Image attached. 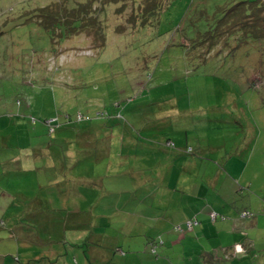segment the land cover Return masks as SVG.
I'll list each match as a JSON object with an SVG mask.
<instances>
[{
	"label": "rangeland",
	"instance_id": "374dc122",
	"mask_svg": "<svg viewBox=\"0 0 264 264\" xmlns=\"http://www.w3.org/2000/svg\"><path fill=\"white\" fill-rule=\"evenodd\" d=\"M53 1L0 0V264H196L212 224L264 264V43L207 56L198 0H171L135 28L106 6L100 50L24 14ZM17 209L49 216L42 245L12 236Z\"/></svg>",
	"mask_w": 264,
	"mask_h": 264
},
{
	"label": "trees",
	"instance_id": "16d2710c",
	"mask_svg": "<svg viewBox=\"0 0 264 264\" xmlns=\"http://www.w3.org/2000/svg\"><path fill=\"white\" fill-rule=\"evenodd\" d=\"M168 2L171 0H55L46 6L27 9L24 14H27L28 19H37V22L51 33L53 40L85 35L90 39L92 46L101 50L107 40V27L102 18L106 6L117 5L118 13L126 15L125 23L135 28L138 22H156ZM197 2L196 12L189 20L190 31L187 39L191 41V45H202L203 53L207 56L209 53L218 54L226 50L232 42L235 44L234 49L249 43L263 45L264 0H198L195 3ZM126 28L128 26L124 24L119 25L116 31L122 32ZM80 118L83 119V116ZM16 202L14 199L10 206ZM21 211L22 209H17L20 214H17L19 217L16 224L20 227H33L32 222L35 220L43 224L49 222L48 215V219L41 222V215L38 213L24 210L25 214H22ZM249 213L247 216H241L251 217L253 214ZM217 216L218 213H211L213 221ZM26 219L28 223L24 221ZM191 220L197 222L192 227L200 223L198 218Z\"/></svg>",
	"mask_w": 264,
	"mask_h": 264
},
{
	"label": "crops",
	"instance_id": "0c3cea01",
	"mask_svg": "<svg viewBox=\"0 0 264 264\" xmlns=\"http://www.w3.org/2000/svg\"><path fill=\"white\" fill-rule=\"evenodd\" d=\"M15 200H17V199H15ZM17 202H19V201H17ZM17 207H19V206H17ZM26 212H27V210H26ZM30 212L38 213V215H40L39 211H37V210H30ZM211 213H210V215H211ZM219 216H220V214H218L216 220L218 218H222V217H219ZM222 219H224V218H222ZM3 222L5 223V221H3ZM5 224H7V223H5ZM32 224L35 227L34 226L33 227L29 226V228L20 227V229H21L20 235L16 236V234H14L12 236L13 237H18V239H22V241L25 240L26 242L40 243V245H42L43 240L40 237V230L42 228H45L47 225L53 224V223L52 222H48L47 224H43V223H39L38 220H35L34 222H32ZM200 224L201 223H199L195 227H198ZM219 225L217 226V225H213L212 224V225L206 226V229H203L201 227L199 230H196V235L199 238L203 237V236H208V238L210 239V242L207 244V246H203L202 247V248H204L203 251H202V254L201 253L200 254H196L195 253V255H196V257H195L196 258V264H198V262H200L201 264H220L221 259H222L221 258L222 255L218 254L220 248L221 249L222 248L226 249L225 257H226L227 261L224 264H247L246 260L250 257L251 251L254 252L253 249H249V245L252 243L251 242V237L248 236L247 234H246V236H244V234H242V235H238V237H234L236 235L237 228L230 229L229 225L225 226V228H220ZM25 230L29 231V233H26ZM224 230L225 231L228 230V234L232 236V239L230 241H227L228 243H225L224 241H221V240L218 241L219 243L213 242L214 241L213 238L220 239L222 234H226L224 232ZM22 231H24V232H22ZM245 232L246 231H244L243 233H245ZM191 241L193 243V240H191ZM195 246H196L197 249H195V247L193 245V247H192L193 252L199 251L200 250V245L195 244ZM224 246H227V247H224ZM117 250H121L122 251V249L118 245L116 246V251ZM54 251L57 254V260L55 262L58 263V258L60 259V257L61 258H63V257H62V254H59L58 250L54 249ZM58 255H59V257H58ZM39 256H40V252L38 253V257ZM40 257H43V256H40ZM188 257L190 258V260H193L192 254L189 255ZM255 257H257V256L255 255ZM49 259L50 258H48L47 261H49V263L53 264L54 262H52ZM188 259H186L184 262L185 263H189L190 260H188ZM222 260H224V259H222ZM65 263H66V260L62 264H65Z\"/></svg>",
	"mask_w": 264,
	"mask_h": 264
},
{
	"label": "built area",
	"instance_id": "2783aa9c",
	"mask_svg": "<svg viewBox=\"0 0 264 264\" xmlns=\"http://www.w3.org/2000/svg\"><path fill=\"white\" fill-rule=\"evenodd\" d=\"M249 214H250V213H249L248 211H244V212L242 213V216H247V215H249ZM215 217H216V214L214 213V214H213V218H215ZM196 223H197L196 221L190 220V221L187 222V225H188L189 228H192V226L195 225Z\"/></svg>",
	"mask_w": 264,
	"mask_h": 264
}]
</instances>
